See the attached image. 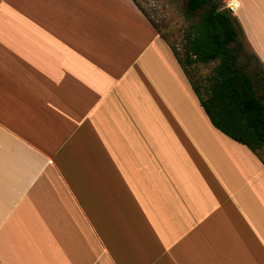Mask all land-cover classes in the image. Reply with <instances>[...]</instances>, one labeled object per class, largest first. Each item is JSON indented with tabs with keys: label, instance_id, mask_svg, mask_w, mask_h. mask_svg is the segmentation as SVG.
Segmentation results:
<instances>
[{
	"label": "crops",
	"instance_id": "crops-1",
	"mask_svg": "<svg viewBox=\"0 0 264 264\" xmlns=\"http://www.w3.org/2000/svg\"><path fill=\"white\" fill-rule=\"evenodd\" d=\"M0 264H264V164L134 0H0Z\"/></svg>",
	"mask_w": 264,
	"mask_h": 264
},
{
	"label": "trees",
	"instance_id": "trees-1",
	"mask_svg": "<svg viewBox=\"0 0 264 264\" xmlns=\"http://www.w3.org/2000/svg\"><path fill=\"white\" fill-rule=\"evenodd\" d=\"M183 14L188 23L181 45H168L200 106L215 128L245 145L264 164L258 153L264 148L262 62L246 48L236 16L220 0H185ZM150 22L165 39L160 27ZM200 64L212 66L200 74Z\"/></svg>",
	"mask_w": 264,
	"mask_h": 264
},
{
	"label": "rangeland",
	"instance_id": "rangeland-1",
	"mask_svg": "<svg viewBox=\"0 0 264 264\" xmlns=\"http://www.w3.org/2000/svg\"><path fill=\"white\" fill-rule=\"evenodd\" d=\"M145 15L153 20L165 35V41L175 48L181 45V38L188 21L183 10L185 0H135ZM222 4L225 0H220ZM248 49V47L246 46ZM249 50V49H248ZM212 64L198 65L197 73L206 74ZM264 159V148L258 151Z\"/></svg>",
	"mask_w": 264,
	"mask_h": 264
},
{
	"label": "built area",
	"instance_id": "built-area-1",
	"mask_svg": "<svg viewBox=\"0 0 264 264\" xmlns=\"http://www.w3.org/2000/svg\"><path fill=\"white\" fill-rule=\"evenodd\" d=\"M225 7L228 8L231 12H233L235 4H233V3L232 4H227V5H225Z\"/></svg>",
	"mask_w": 264,
	"mask_h": 264
}]
</instances>
